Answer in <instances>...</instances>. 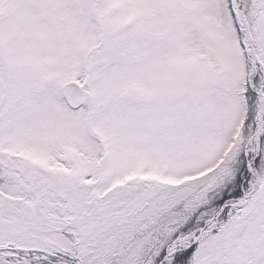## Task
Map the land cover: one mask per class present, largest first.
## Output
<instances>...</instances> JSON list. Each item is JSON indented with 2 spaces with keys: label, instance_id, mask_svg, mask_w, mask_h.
Segmentation results:
<instances>
[{
  "label": "snow or ice",
  "instance_id": "6c2138e0",
  "mask_svg": "<svg viewBox=\"0 0 264 264\" xmlns=\"http://www.w3.org/2000/svg\"><path fill=\"white\" fill-rule=\"evenodd\" d=\"M0 264H264V0H0Z\"/></svg>",
  "mask_w": 264,
  "mask_h": 264
}]
</instances>
